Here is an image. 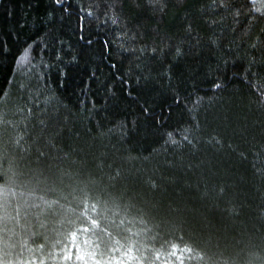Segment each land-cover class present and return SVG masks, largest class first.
<instances>
[{
  "label": "trees",
  "instance_id": "obj_1",
  "mask_svg": "<svg viewBox=\"0 0 264 264\" xmlns=\"http://www.w3.org/2000/svg\"><path fill=\"white\" fill-rule=\"evenodd\" d=\"M1 111L0 264H264V0H0Z\"/></svg>",
  "mask_w": 264,
  "mask_h": 264
},
{
  "label": "rangeland",
  "instance_id": "obj_2",
  "mask_svg": "<svg viewBox=\"0 0 264 264\" xmlns=\"http://www.w3.org/2000/svg\"><path fill=\"white\" fill-rule=\"evenodd\" d=\"M2 113V111L0 112V114ZM1 116V115H0ZM3 132H2V128L0 127V157H3V154H4V146H5V144H6V138H5V136H1V134H2ZM3 143V144H2ZM4 147V148H3Z\"/></svg>",
  "mask_w": 264,
  "mask_h": 264
},
{
  "label": "snow or ice",
  "instance_id": "obj_3",
  "mask_svg": "<svg viewBox=\"0 0 264 264\" xmlns=\"http://www.w3.org/2000/svg\"><path fill=\"white\" fill-rule=\"evenodd\" d=\"M56 3H61V0H55ZM32 45L29 44L25 49H24V52L27 53L28 52V49L31 48ZM27 59V56H22L20 58H18V63H23L25 60Z\"/></svg>",
  "mask_w": 264,
  "mask_h": 264
}]
</instances>
